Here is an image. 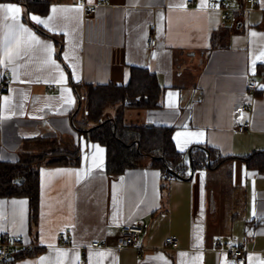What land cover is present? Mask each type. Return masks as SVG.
Here are the masks:
<instances>
[{"label":"crops","instance_id":"obj_1","mask_svg":"<svg viewBox=\"0 0 264 264\" xmlns=\"http://www.w3.org/2000/svg\"><path fill=\"white\" fill-rule=\"evenodd\" d=\"M28 1H0L21 9L16 22L0 14V80L8 73L0 91V160L38 153L34 138L78 146L80 157L74 165L39 167L36 218L26 197L0 195V234L36 244L6 264H264V171L242 159L264 151V0H85L96 4L90 18L79 0H43L46 14L29 10ZM19 25L40 44L22 42L8 63L6 47L28 40ZM132 68L154 74L161 93L157 107L124 109L126 123L172 126L178 151L208 145L232 158L187 178H166L148 159L107 173L104 147L74 128L82 117L75 88L126 84ZM130 223L144 227L141 248L116 247ZM64 228L71 229L68 245L58 238ZM170 235L175 248L165 243ZM218 239L242 244L243 262H229Z\"/></svg>","mask_w":264,"mask_h":264},{"label":"trees","instance_id":"obj_2","mask_svg":"<svg viewBox=\"0 0 264 264\" xmlns=\"http://www.w3.org/2000/svg\"><path fill=\"white\" fill-rule=\"evenodd\" d=\"M17 1V0H0ZM28 8L39 14L48 12V2L29 0ZM134 71V72H133ZM83 87V88H82ZM75 88L82 109V117L74 118V128L85 142L97 143L105 149V170L120 174L139 165L144 159L159 168L162 175L187 178L198 168L215 169L226 160L217 149L208 145H193L189 149L191 167L186 152L176 149L167 125H136L125 122L126 108H153L159 105L161 86L154 74L145 69H133L126 84H82ZM1 93V92H0ZM117 105L114 114L107 113L109 106ZM39 152L26 155L16 162L0 160V195L23 196L28 199L30 215L36 218L39 202V167L64 166L79 162V147H61L55 140L34 138ZM250 168L264 171V151H255L242 157ZM171 170V171H170ZM21 251L9 260L23 256Z\"/></svg>","mask_w":264,"mask_h":264},{"label":"built area","instance_id":"obj_3","mask_svg":"<svg viewBox=\"0 0 264 264\" xmlns=\"http://www.w3.org/2000/svg\"><path fill=\"white\" fill-rule=\"evenodd\" d=\"M249 3H254L255 0H247ZM106 1H102L105 3ZM190 4L193 3V0L188 1ZM80 5L83 7V13L85 18H90L94 15L96 11V4L90 5L85 2V0H79ZM222 18L228 19V8L226 5H222ZM156 43V39L153 36H149L148 38V45L154 46ZM8 73L4 71L2 73V79L0 80V91L4 90L7 85V77ZM257 87L256 82L251 81L248 83V88L251 90H255ZM245 108V107H243ZM249 126V122L245 121L238 126L239 131H244ZM144 233V227L139 223H130L124 225L120 228L118 235L115 239V246L116 247H135L141 248L140 240L141 236ZM70 228H64L58 233V238L61 245H68L70 243ZM165 243L168 247L175 248L178 246V239L175 235H170L165 238ZM92 246H106L105 242L93 241L91 243ZM34 246L35 243L26 240L23 237L19 236H11L8 233H1L0 234V264H6L9 259L12 257L13 253L17 250L21 251H30ZM216 246L222 247L229 253L228 261L231 263H242L244 260V249L242 244H235L231 241H221L216 240Z\"/></svg>","mask_w":264,"mask_h":264},{"label":"snow or ice","instance_id":"obj_4","mask_svg":"<svg viewBox=\"0 0 264 264\" xmlns=\"http://www.w3.org/2000/svg\"><path fill=\"white\" fill-rule=\"evenodd\" d=\"M58 10L56 8L52 9V12L55 13ZM20 13H21V9L19 6L14 5V4H0V14L3 15V19L5 21L7 20H11L13 22H16L19 20L20 17ZM30 19H32L33 21H35L37 24H43L45 26H47V22L45 20H42L36 16H31ZM52 17H49V20H51ZM19 32L21 33H26L28 36V40L27 41H22L21 38H17L16 42H15V47H6V50L4 52V58L5 60H7L8 63H11L13 61L14 58H17L20 56L21 54V44L22 42L27 44L28 42H34L35 44H40V41L34 36L32 35L29 30L27 28H24L23 25H19ZM252 35H255V33H252ZM46 47H50V46H46ZM264 55V54H262ZM0 63H4V60H0ZM179 135V134H178ZM189 135H197L194 133H190ZM183 150V147H181V151ZM97 151H102V149H98ZM16 203V202H13ZM21 204L26 203V202H20ZM61 255H64V253H61Z\"/></svg>","mask_w":264,"mask_h":264},{"label":"water","instance_id":"obj_5","mask_svg":"<svg viewBox=\"0 0 264 264\" xmlns=\"http://www.w3.org/2000/svg\"><path fill=\"white\" fill-rule=\"evenodd\" d=\"M146 125H151V124H146ZM186 158H188L189 159V164H190V167H191V160H190V153H189V151L186 153ZM171 171V170H170Z\"/></svg>","mask_w":264,"mask_h":264},{"label":"rangeland","instance_id":"obj_6","mask_svg":"<svg viewBox=\"0 0 264 264\" xmlns=\"http://www.w3.org/2000/svg\"><path fill=\"white\" fill-rule=\"evenodd\" d=\"M113 106H109L107 109H106V111L108 110V111H110V110H113Z\"/></svg>","mask_w":264,"mask_h":264}]
</instances>
